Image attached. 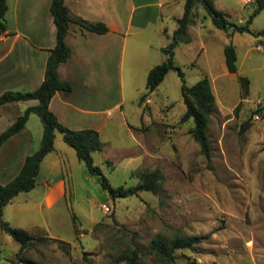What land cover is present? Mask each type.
Listing matches in <instances>:
<instances>
[{"label":"rangeland","instance_id":"1","mask_svg":"<svg viewBox=\"0 0 264 264\" xmlns=\"http://www.w3.org/2000/svg\"><path fill=\"white\" fill-rule=\"evenodd\" d=\"M184 2L165 7L161 17L155 9L143 21L134 15L124 55L114 62L113 81L106 89L74 84V104L98 112L103 150L92 153V159L108 184L133 188L143 174L158 171L159 188L112 200L56 133L54 149L61 164L49 172L52 153L35 188L3 209V222L48 238L24 249L26 259L36 264H124L120 255L137 250L143 264H264V38L253 35L264 32V10L252 19L250 33L230 37L196 4L188 26L191 43L174 49L173 61L186 86L204 76L211 85L215 103L206 130L211 148L207 159L189 133L192 120L180 122L185 106L177 72L169 71L139 104L147 94L149 70L165 61L162 49L177 29L167 16L181 18ZM212 2L237 25L245 24L255 7L254 0ZM163 30L167 36L159 33ZM230 44L236 53L235 74L224 64L223 49ZM86 93L95 98L86 101ZM27 130L31 141H41L40 122L37 127L31 122ZM59 178L65 195L47 207L44 182ZM177 235L208 238L176 251L172 263L150 252L152 240ZM18 251L19 245L0 231V264H22Z\"/></svg>","mask_w":264,"mask_h":264},{"label":"crops","instance_id":"2","mask_svg":"<svg viewBox=\"0 0 264 264\" xmlns=\"http://www.w3.org/2000/svg\"><path fill=\"white\" fill-rule=\"evenodd\" d=\"M51 1L6 0V30L0 35V95L8 91L34 92L43 82L48 52L55 46L56 28L50 14ZM177 2L178 0H64L72 18L89 24H104L108 32L98 35L75 24L69 25L65 43L71 55L59 66L58 77L61 81L68 82L72 90L70 93H55L48 106L62 126L73 131L98 132V119L95 117L98 112L87 105L82 108L74 104V84L84 89H106L113 81L114 62L124 55L127 37L134 27V15L137 13V19L143 21L155 9L156 16L161 17L165 7L171 8ZM167 17L176 21L174 15L169 14ZM159 33L167 36L164 30ZM82 97L89 102L95 95L86 93ZM36 104L37 101L31 100L0 106V125L3 127L0 128L5 131L27 108ZM33 116L35 115L30 114L24 129L9 138L0 148V185L10 182L20 171L24 159L40 145V141L30 140L27 130L31 122L35 127L40 122ZM52 153L55 155L48 163L49 172H53L61 164L62 158L56 155L54 149L43 159L39 173ZM64 195L65 184L62 178L53 183L44 182L42 200L47 207H52Z\"/></svg>","mask_w":264,"mask_h":264},{"label":"trees","instance_id":"3","mask_svg":"<svg viewBox=\"0 0 264 264\" xmlns=\"http://www.w3.org/2000/svg\"><path fill=\"white\" fill-rule=\"evenodd\" d=\"M196 4L204 8L212 25L216 29L225 34H229L231 37L234 34L250 33L249 24L254 17L264 10V0H254L255 7L253 12L248 21L242 25H237L228 21L227 15L218 11L214 7L212 0H185L183 15L176 20L177 29L172 34L171 42L167 47L162 49V53L166 57L165 61L150 69L147 74L145 83L147 94L140 98L139 104L145 102L147 96L160 85L169 71L177 72L182 82L181 95L185 106V113L180 122L185 123L188 120H192L193 127H191L189 133L194 142L199 146L200 153L208 159L210 157L211 148L208 137L206 136V130L214 112L215 103L209 79L204 76L194 86L188 87L183 80V74L173 61L174 49L181 43L189 44L191 42L188 37V26L190 25L191 10ZM6 12V0H0V35L6 30ZM50 14L56 28L55 46L48 52L43 82L34 92L22 93L8 91L0 95V106L31 100L37 101L35 106L27 108L17 117L10 127L0 134V148L9 138L15 136L24 129L30 114L37 116L42 125V137L38 150L24 159L20 171L10 182L5 185H0V231L8 235L19 245V251L16 257L22 264H36L23 257L22 253L24 249L35 243H44L48 238L35 236L23 229L13 228L8 223L3 222V209L19 194L29 193L35 188L40 164L43 159L54 150L56 133L61 134L63 142L74 150L77 160L84 164L87 172L91 176L97 178L102 189L107 192L112 200L137 196L140 192L154 193L159 188L161 181L160 173L154 171L143 174L138 185L133 188L125 189L123 187H111L102 175L101 170L94 165L92 159V153L101 152L103 150L99 133L94 130H70L62 126L57 121L56 117L49 111L48 106L55 93H70L72 90L68 82L61 81L58 77L59 66L65 63L71 55V51L65 43L69 25L75 24L87 32L98 35L108 32L104 24H89L81 19L72 18L68 8L64 4V0H52L50 4ZM253 35L255 37L261 36L264 38V32H258ZM223 55L226 71L229 74H235L237 68L234 47L231 44L225 46ZM238 107L239 105H237L236 110ZM207 238L208 235L205 237H185L177 235L170 240L155 239L149 243V250L158 260L172 263L174 261L173 254L176 251L192 249ZM60 243L63 246H68L66 243ZM119 261L124 264H143L137 250L120 255Z\"/></svg>","mask_w":264,"mask_h":264},{"label":"built area","instance_id":"4","mask_svg":"<svg viewBox=\"0 0 264 264\" xmlns=\"http://www.w3.org/2000/svg\"><path fill=\"white\" fill-rule=\"evenodd\" d=\"M103 209H104V212L105 213H108L109 212V209L107 207H103Z\"/></svg>","mask_w":264,"mask_h":264}]
</instances>
